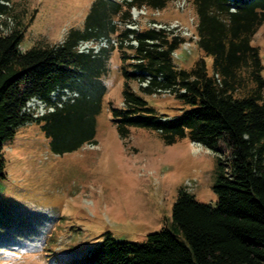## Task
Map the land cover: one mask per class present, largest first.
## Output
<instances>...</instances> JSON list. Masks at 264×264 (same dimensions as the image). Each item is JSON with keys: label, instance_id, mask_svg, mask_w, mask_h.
<instances>
[{"label": "trees", "instance_id": "16d2710c", "mask_svg": "<svg viewBox=\"0 0 264 264\" xmlns=\"http://www.w3.org/2000/svg\"><path fill=\"white\" fill-rule=\"evenodd\" d=\"M10 1L0 0V13L15 19L9 34L0 35V181L6 175L3 146L23 124L39 123L56 154L94 142L107 91L102 76L116 48L132 65L123 69V106L111 111L121 138L143 127L169 145L188 137L212 150L224 140L230 150L213 186L217 205L182 189L171 227L142 243L108 235L75 264H264V64L253 43L264 24V0H187L200 50L190 68L179 67L172 55L188 38L164 28L126 27L133 7L163 10L173 0H93L82 28H71L60 43L40 41L27 50L20 48L25 25L4 4ZM103 39L108 47L98 53L77 50L82 40ZM56 88L78 96L37 117L23 111L32 97L51 103ZM164 93L189 108L168 117L143 96Z\"/></svg>", "mask_w": 264, "mask_h": 264}, {"label": "rangeland", "instance_id": "374dc122", "mask_svg": "<svg viewBox=\"0 0 264 264\" xmlns=\"http://www.w3.org/2000/svg\"><path fill=\"white\" fill-rule=\"evenodd\" d=\"M11 1L13 15L25 25L20 48L27 50L40 41L60 43L71 28H82L93 0ZM134 18L141 26L153 21L169 24L192 38L178 50L179 67L190 68L200 56L196 16L189 3L173 0L163 10L134 11ZM253 43L264 64V24ZM207 62L211 65V58ZM108 67L102 76L107 91L93 143L56 154L37 122L19 126L5 142L0 264H75L77 257L90 253L108 235L119 242L142 243L150 233L171 227L182 189L198 201L217 205L213 186L220 162L230 159L227 143L221 140L212 150L186 137L169 145L143 127H132L129 139L121 138L111 111L123 106V69L132 70V65L116 48ZM131 87L142 94L135 81ZM143 96L168 117L189 108L167 93ZM32 110L43 111L36 105Z\"/></svg>", "mask_w": 264, "mask_h": 264}, {"label": "built area", "instance_id": "2783aa9c", "mask_svg": "<svg viewBox=\"0 0 264 264\" xmlns=\"http://www.w3.org/2000/svg\"><path fill=\"white\" fill-rule=\"evenodd\" d=\"M4 4L8 5L9 2H4ZM14 25H15V21H14L13 17L8 16L7 14H1L0 13V27L2 29V31L0 32V35L9 34V32L11 31V29ZM158 26H160V25H158ZM3 27H5V28H3ZM77 95H78L77 92L71 93V92L64 91V90L57 88L55 91H53L51 93V100L53 102H55L59 107H61L69 97L71 98V101H73L74 97ZM37 101L41 102L43 106L45 105V103L42 100L33 97L27 101L25 107L23 108V111L32 114L34 117L42 115L45 112L44 111L45 109H43L41 114H37V111L32 110V107H34V105ZM50 110L51 111L54 110V107H51Z\"/></svg>", "mask_w": 264, "mask_h": 264}]
</instances>
